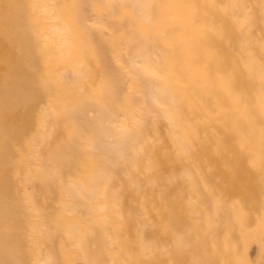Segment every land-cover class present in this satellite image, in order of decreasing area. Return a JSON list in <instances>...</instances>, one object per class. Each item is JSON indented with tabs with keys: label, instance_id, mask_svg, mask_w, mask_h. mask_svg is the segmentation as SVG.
Masks as SVG:
<instances>
[{
	"label": "bare ground",
	"instance_id": "1",
	"mask_svg": "<svg viewBox=\"0 0 264 264\" xmlns=\"http://www.w3.org/2000/svg\"><path fill=\"white\" fill-rule=\"evenodd\" d=\"M53 1L43 36L89 96L43 62L45 131L22 156L33 212L14 215L7 264H264V0H99L123 12L87 18L92 35Z\"/></svg>",
	"mask_w": 264,
	"mask_h": 264
},
{
	"label": "rangeland",
	"instance_id": "2",
	"mask_svg": "<svg viewBox=\"0 0 264 264\" xmlns=\"http://www.w3.org/2000/svg\"><path fill=\"white\" fill-rule=\"evenodd\" d=\"M40 2L41 0H0V264L9 263L7 249L22 260L16 253L17 246L12 237L23 232V225L20 218L14 215L33 212L26 209L27 169L22 156L28 143L31 141L32 144L34 135L40 136L45 131L38 122L46 106L39 81L43 62L47 61L49 67H52L55 80L72 87L76 98L89 96L80 86L82 82L62 78L64 73L71 71L75 63L71 54L64 53L63 47L56 48V40L52 42L43 36L48 33L47 25L58 20L45 19V15L40 13ZM66 2L73 6L74 21L87 35L98 33L91 27L96 22V17L115 19L123 12H111L99 0H80L77 5L73 0H54L48 5H65ZM87 18L92 19L91 24ZM106 63L111 70L107 74L108 81H116L115 76L118 74L113 72V63L109 57H106ZM33 148L30 162L34 168L42 161L35 154L39 145ZM52 153L58 155L56 161L61 174H66L73 162L72 145L60 140L54 144ZM48 158L46 156V163L50 164L51 159ZM33 168L31 172L34 175L36 170ZM46 184L52 186L50 181ZM248 243V252L253 260L261 249L254 239H250Z\"/></svg>",
	"mask_w": 264,
	"mask_h": 264
}]
</instances>
